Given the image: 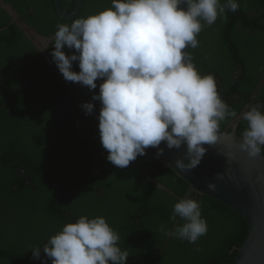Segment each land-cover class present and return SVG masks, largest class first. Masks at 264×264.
I'll return each instance as SVG.
<instances>
[{"label": "clouds", "instance_id": "clouds-1", "mask_svg": "<svg viewBox=\"0 0 264 264\" xmlns=\"http://www.w3.org/2000/svg\"><path fill=\"white\" fill-rule=\"evenodd\" d=\"M239 7V0H112L110 8L56 26L51 56L65 81L89 91L102 81L91 101L101 104L99 136L111 164L127 168L150 147L159 158L162 142L169 150L186 146L183 158L175 161L179 170L201 163L204 145L218 141L220 122L237 112L221 98L214 75H200L184 50L199 46L202 21L211 26ZM65 46L72 54L65 53ZM48 48L46 44L41 50ZM77 61L78 72L73 70ZM91 101L81 105L86 115L94 111ZM262 108L253 104L241 113L247 127L239 147L252 157L264 151ZM207 187L215 190L216 185ZM177 217L184 223L172 230L161 225L164 235L195 244L207 234L200 202L179 200L171 219ZM119 240L105 217L81 216L51 236L42 251L31 249L32 258L40 259L43 252L51 264H127L128 252L121 250Z\"/></svg>", "mask_w": 264, "mask_h": 264}, {"label": "trees", "instance_id": "trees-1", "mask_svg": "<svg viewBox=\"0 0 264 264\" xmlns=\"http://www.w3.org/2000/svg\"><path fill=\"white\" fill-rule=\"evenodd\" d=\"M223 2L224 0H221V3ZM50 3L47 5L46 12L52 15V18H56L52 20L56 25H71L77 18L99 13L112 6V0H98V2L82 0L77 18L65 20L59 17L51 7L52 1ZM239 4L240 7L236 12L226 11L227 18L220 17L211 26L202 21L204 26L201 32H205L206 36L211 35L214 41L220 43L218 50L225 48L221 50L222 58L219 59L225 60L228 69L238 65L240 60L244 63L248 62L252 59V53L257 54L264 63V55H262L264 52V0H239ZM72 9L73 6L66 10L70 12ZM6 20L7 18L3 17L1 23L5 24ZM51 29H53L52 26L40 32L47 34L53 31ZM7 31L15 32L18 29L16 26H10ZM197 39L199 46L190 49L189 52L199 74L202 76L212 74L214 77L216 75L225 84L224 74L220 75L223 73L221 67L215 60L208 57L211 56L209 45L204 43L203 49L201 45L203 40L199 35ZM28 49H31L32 53L36 51L30 45L26 47L27 52ZM14 53L18 54V57L24 56L27 59H23L25 63L29 62L28 69L22 72L21 81L26 83L35 80L37 78L34 76L35 68L39 66L33 67V63L29 60L33 54L28 52L27 57L25 49H17ZM215 66L216 70H214ZM209 68L212 71H208ZM230 78L228 76L229 81ZM233 85L231 84L229 88H234ZM15 87V90L20 92V87L16 85ZM69 92L72 94L71 91ZM10 93V96L4 93L9 96L6 97L0 92V264H42V261L51 264V259L47 258L43 252L40 259H33L31 249L39 247L42 251L51 236L61 231L67 223L76 222L81 216L105 217L120 236L118 246L121 250H127L128 256L132 259L136 255L141 256L145 259V264H154L155 260L163 261L161 264L233 263L237 254L233 250L239 248L244 241L246 225L238 215L208 197L194 192L190 196L191 199L201 203L202 216L208 225L207 234L200 237L195 244L166 236L160 231L161 225L172 230L176 224L184 223L179 217L175 221L172 220L171 216L174 204L183 198L189 185L177 177L171 169L163 166L160 157L156 156L155 148L150 147L153 152V169L149 166L143 167L153 175L157 183L167 185L171 192H162L153 184V196L151 195L150 199L149 187L140 180L137 168L130 165V169L126 171L127 174L137 178L148 188L144 205L147 206L144 210L145 215L141 216L139 212L132 211L127 218L126 201L119 209L116 201L112 199L108 206L111 213L107 214L106 210L92 207L93 197L97 196L96 189H100L101 183L111 187L110 192L121 195L122 198L125 193L132 198L137 197L139 194L137 185L135 188L114 187L113 184L120 179L119 173L108 169L98 172L100 169H97V164L91 161H87L85 167L82 164L84 167H81L82 171L65 174L63 165L71 161L68 156L71 152L66 151V146L70 143L72 150L80 149V142L82 138H87V135L76 139L74 134L70 135V132H67L66 136H59L57 141H53L58 145V149L54 152L42 149V135L36 127L45 126L47 122L54 124V116L36 115L34 120L25 118L22 115L24 113H21L12 100L14 91L11 90ZM36 94V92L32 94V97ZM72 99H74L73 96ZM30 100L28 96L24 103L30 104ZM76 106L81 109L80 103ZM26 108L27 112L31 111L29 106ZM230 108L237 113L239 111L237 105ZM31 122L34 125H31ZM95 122L91 125L92 122L89 121L87 127L93 128L99 134L98 125ZM64 123H72V129L79 130L73 119L66 118ZM240 124L242 125V121ZM23 129L31 133L28 140H25L26 137L18 136L19 132L24 131ZM64 129H66L65 126ZM218 133H222V130L219 129ZM240 133L241 131L238 134ZM64 142L67 143L62 144ZM71 158L72 161L80 160L76 154H72ZM117 214L127 219L122 221ZM197 248L200 251H197Z\"/></svg>", "mask_w": 264, "mask_h": 264}, {"label": "flooded vegetation", "instance_id": "flooded-vegetation-1", "mask_svg": "<svg viewBox=\"0 0 264 264\" xmlns=\"http://www.w3.org/2000/svg\"><path fill=\"white\" fill-rule=\"evenodd\" d=\"M51 1V7L54 8L57 14L54 0H0V92L3 95H5L4 93H7L10 96V91H14L12 94V100L15 102V106L21 111V113H24L22 115H24L25 118H32V120H34L36 115H43L46 117L54 116L55 125L47 122L45 126L36 127L37 131L42 135V149L45 148L51 153L54 152L58 149V145L53 141H57L59 136H66L67 132H70V135L74 134L76 139L77 137L87 135V138H82L80 149L75 148L76 150H72V147L69 146L70 143L66 146V151L68 153L71 152L68 155L71 161L66 162V164L63 165L65 168L64 171L66 170L65 174L70 175L78 170L82 171V168L85 167L84 165L87 164L86 162L91 161L92 163L97 164V169H100L98 172L108 169L119 173L120 179L118 181L116 180L113 184L114 187L125 186L135 188L136 185L138 187L139 194L137 197L132 198L125 193L123 195L124 198H122L121 195L111 193V187L101 183L100 189L95 188L97 196L93 197L95 203L93 201L92 207L106 210V213L109 214L111 212L108 210V206L111 199L112 201H116L119 209L126 201L128 204V210L125 211L127 218H129L128 216L132 211L136 213L139 212L141 216H144V210L147 208V206H144L147 199V186L149 187V192L151 191L150 199L152 198L151 195L153 196V184L162 192L171 191L167 188V185L157 183V181L153 179V175L145 169L146 166L153 169V152L150 148L146 149V155L138 156L135 161L130 163V165L137 168L140 174V180H142L147 186L140 183L137 178L127 174L126 171L130 169V165L127 168L121 169L114 166L106 159L108 153L101 145L98 132L94 131L93 128L87 127L89 121L92 122L91 125L94 121L97 122H95L97 125L99 123L98 115L101 104L99 101H91V98L93 93H99V84L102 83V81H97V89L89 91L86 86L65 81L62 74L59 72L51 56L53 50L52 47L54 46L53 37L57 30V25L53 24L54 22L52 20H56V18H52V15L46 12L47 5L51 4ZM95 1L98 2V0ZM59 4L60 7L68 13L66 9L71 6L74 7L76 0H60ZM58 16L61 17L60 15ZM76 16L71 19L73 20L74 18H77ZM3 17L7 18L5 24L1 23ZM10 26H16L19 32L7 31ZM50 26L53 28L51 29L53 31L50 33L46 34L40 32L43 31L44 28L46 29ZM199 36L201 37V40H203L201 43L203 49L204 43L210 47L209 54L211 56H208L209 59L217 62L223 71L220 75L222 76V74H224V77L226 78L224 84V81L221 82L220 77H216L215 75L217 90L221 98L230 107L237 105L239 108L235 118L228 117L220 122L221 125L219 129H221L222 132L228 133L236 131L237 134L241 131L238 135L242 136L243 131L247 127V122L241 119V113L253 104L264 106V63L260 57H257V54L252 53V59L248 62L244 63L239 59L240 62L238 65H233L228 69L225 60L219 59L222 58L221 50H224L225 48L222 47L218 50L220 43L214 41V38L210 37L211 35L206 36L205 32H200ZM46 44L49 48L47 50H41ZM29 45L36 50L32 53V50L28 49V52L33 54L29 60L33 63V67H39L35 68L34 72V76L37 78L30 82L23 83V81H21L22 72L24 69H28L29 62L25 63L24 60L27 59H25L24 56L18 57V54H15L14 51L17 49H25V53L28 57L26 47ZM63 50L68 55L73 52V50L68 49L67 46H65ZM262 55H264V52ZM216 69L215 66L214 70ZM227 69L230 70V72H228ZM73 70L77 72L79 71L78 61L73 63ZM208 71H212V69L209 68ZM228 76L231 77L230 81L228 80ZM231 84H234L233 86L235 89L233 87L229 88ZM15 85L20 87V92L15 90ZM69 91H71L72 94ZM35 92L37 94L32 97V94ZM28 96L31 100L30 104L27 103L26 105L24 102L25 98ZM72 96L74 99H72ZM89 101L94 103L95 108L92 114L86 115L81 108V105L84 102ZM79 103L81 109L76 106V104ZM27 106L30 107L31 111L27 112ZM261 110L264 111V108ZM66 118L73 119L79 130L72 129V123H64ZM241 121L242 125L240 124ZM31 125H34V123L31 122ZM64 126L66 129H64ZM86 130L87 133H85ZM67 142L62 144H66ZM72 154L78 155L80 160L72 161ZM142 162H144V165H142ZM100 164L105 165L101 166ZM186 196L187 192L181 199L186 198ZM176 197L179 198V196ZM151 206H153V204H151ZM112 214L116 215L115 213ZM117 215L122 221L127 219L123 215ZM88 218L91 219L92 217ZM146 220H148L147 217ZM162 262L163 261L157 262V260H155L154 264H161ZM127 264H145V259L138 255L133 259L129 256Z\"/></svg>", "mask_w": 264, "mask_h": 264}, {"label": "water", "instance_id": "water-1", "mask_svg": "<svg viewBox=\"0 0 264 264\" xmlns=\"http://www.w3.org/2000/svg\"><path fill=\"white\" fill-rule=\"evenodd\" d=\"M54 1L57 14L64 19L75 17L82 3L76 0L73 9L66 13L60 7V0ZM180 7L186 9L185 4ZM241 139L236 131L218 133V141L204 145L207 152L201 163L189 171L175 166L176 159L183 158L186 146L169 150L162 142L159 147L164 148V153L160 160L189 185L186 198H191L194 192L222 204L242 218L246 237L241 246L233 250L237 254L232 264H264V155L249 156L239 147ZM217 174H222L223 178L218 179ZM209 183L216 185L215 190L208 189Z\"/></svg>", "mask_w": 264, "mask_h": 264}, {"label": "rangeland", "instance_id": "rangeland-1", "mask_svg": "<svg viewBox=\"0 0 264 264\" xmlns=\"http://www.w3.org/2000/svg\"><path fill=\"white\" fill-rule=\"evenodd\" d=\"M24 130V129H23ZM32 131L34 132V130L32 129ZM31 133L30 132H28V130H24V131H22V132H19V134H18V136L20 137H26V139L25 140H28V136L30 135Z\"/></svg>", "mask_w": 264, "mask_h": 264}]
</instances>
